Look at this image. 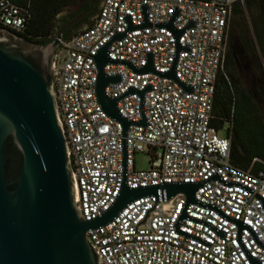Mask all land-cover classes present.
Instances as JSON below:
<instances>
[{
  "label": "built area",
  "instance_id": "obj_1",
  "mask_svg": "<svg viewBox=\"0 0 264 264\" xmlns=\"http://www.w3.org/2000/svg\"><path fill=\"white\" fill-rule=\"evenodd\" d=\"M242 1L103 0L89 26L59 41L51 88L80 218L104 212L122 184H200L194 203L180 193L165 200L157 190L88 230L103 264H264V162L232 165L228 138L210 125L231 8ZM29 20L27 7L0 0V26L22 33ZM118 34L106 49L116 63L102 68L118 81L102 95L117 99L120 117L144 123L127 126L124 135L94 94L93 57ZM147 55L153 72H134ZM170 70L173 79L158 75ZM141 152L148 168L135 170L132 156Z\"/></svg>",
  "mask_w": 264,
  "mask_h": 264
},
{
  "label": "water",
  "instance_id": "obj_2",
  "mask_svg": "<svg viewBox=\"0 0 264 264\" xmlns=\"http://www.w3.org/2000/svg\"><path fill=\"white\" fill-rule=\"evenodd\" d=\"M102 3L88 0L70 14L57 13L52 18L54 37L42 44L0 28V264H103L85 237L88 230L104 226L127 204L155 196L157 190L164 192L165 200L180 193L186 204L194 203L198 183L136 189L122 184L104 212L88 221L80 218L51 88L52 61L59 41L84 30ZM165 27L169 29V23ZM121 37L115 35L93 57L94 94L101 110L120 124L124 135L127 126H143V120L131 123L120 117L117 99L102 95L107 84L118 81L117 76H104L102 68L116 63L107 59L106 49ZM134 72H153L149 55L146 64ZM158 75L173 79L172 70ZM132 92L128 89L119 98ZM142 93L137 94L141 97ZM123 159L122 149V166Z\"/></svg>",
  "mask_w": 264,
  "mask_h": 264
},
{
  "label": "trees",
  "instance_id": "obj_3",
  "mask_svg": "<svg viewBox=\"0 0 264 264\" xmlns=\"http://www.w3.org/2000/svg\"><path fill=\"white\" fill-rule=\"evenodd\" d=\"M8 1L27 7L30 20L22 33L0 28L42 44L54 37L52 18L70 0ZM261 1L243 0L242 6L232 5L222 69L216 76L211 105L210 125L228 138L229 162L241 169L257 167L253 159L264 162V17L256 24L251 16Z\"/></svg>",
  "mask_w": 264,
  "mask_h": 264
},
{
  "label": "rangeland",
  "instance_id": "obj_4",
  "mask_svg": "<svg viewBox=\"0 0 264 264\" xmlns=\"http://www.w3.org/2000/svg\"><path fill=\"white\" fill-rule=\"evenodd\" d=\"M84 0H70L58 13L64 12L67 14H70L71 12H74L78 6L79 3H82ZM240 6H242V3H238ZM264 0L261 1L258 8H254L252 10V19L256 24H258V20L261 17H264ZM245 20L247 21V24L249 25L248 17L245 16ZM56 25L55 22H53V27ZM250 37V34H249ZM255 45V44H254ZM219 135L222 134L221 131L218 132ZM159 149H156V152H158ZM133 160V168L135 170H146L148 168V154L147 153H134L132 156Z\"/></svg>",
  "mask_w": 264,
  "mask_h": 264
},
{
  "label": "flooded vegetation",
  "instance_id": "obj_5",
  "mask_svg": "<svg viewBox=\"0 0 264 264\" xmlns=\"http://www.w3.org/2000/svg\"><path fill=\"white\" fill-rule=\"evenodd\" d=\"M85 2H87V0H84L82 3H79L75 11H77L80 8V6L83 5ZM91 20L92 18L90 19L89 23L91 22Z\"/></svg>",
  "mask_w": 264,
  "mask_h": 264
}]
</instances>
